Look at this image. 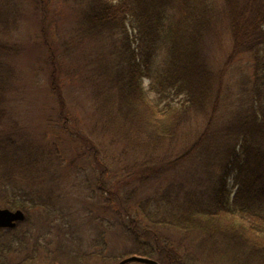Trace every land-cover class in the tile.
I'll return each instance as SVG.
<instances>
[{
  "label": "trees",
  "instance_id": "obj_1",
  "mask_svg": "<svg viewBox=\"0 0 264 264\" xmlns=\"http://www.w3.org/2000/svg\"><path fill=\"white\" fill-rule=\"evenodd\" d=\"M67 2L72 22L58 33L91 44L80 57L71 56L77 66L92 63L102 79L82 88L89 107L112 126L124 121L139 138L128 151L134 168L128 166L114 187L116 175L106 181L104 162L90 154L100 172L94 190L107 191L108 208L117 216L109 222L128 229L136 250L111 255L112 263L134 253L162 264H196L210 243L229 259L226 264H264V0ZM34 3L50 89L60 117L67 118L60 53L67 54L73 41L49 38L47 0ZM22 6L21 0H0V207L22 209L28 223L20 230L19 223L0 229V264L49 258L42 251L53 254L41 242L44 233L27 225L37 219L31 210L45 209L52 218L60 213L59 203L30 186L44 170L42 160H59L56 143L44 147L25 137L28 130L23 136L7 129L15 58L26 49L13 35L22 24ZM75 126L64 125L69 139L89 142ZM172 145L179 151H166ZM183 233L198 237L201 249H190V242L181 241ZM101 235L103 242L94 243L98 254L109 244ZM232 249L237 254L227 257Z\"/></svg>",
  "mask_w": 264,
  "mask_h": 264
},
{
  "label": "rangeland",
  "instance_id": "obj_2",
  "mask_svg": "<svg viewBox=\"0 0 264 264\" xmlns=\"http://www.w3.org/2000/svg\"><path fill=\"white\" fill-rule=\"evenodd\" d=\"M66 2L67 0H47L44 12L49 18L48 27H45L49 31V38L55 34L56 37H59V41L65 45H68L69 42L66 41L67 38L73 43H77L76 47L72 46L73 43L71 44L67 54L60 53L63 65L60 67L59 84L66 99L65 116L67 118L62 115L60 117L58 98L54 97L50 89V68L46 61L41 28L39 32L36 22L37 11L34 0H21V6L23 5L21 7L23 10L21 13L22 24L14 29L13 35L26 49L15 58L16 73H14L15 77L9 92L11 119L7 120V129L15 135L20 133L23 135L24 131L28 130L25 137H31L41 146L46 145L44 147L51 144V148L54 142L56 149H59L60 156L57 157H60V161L54 159L52 155L47 156L50 164L52 162L53 164L48 165L45 160H42L43 167L39 169L44 170H39L41 173H38V178L30 184L31 189L37 188L42 198L59 203L60 212L52 218L45 209L35 211L31 210L34 208H29L32 214L36 213L39 220L34 217L27 225V229L33 230L36 227L37 234L39 231L44 233L45 236H42L41 242L45 248H49L53 252L52 255H49L45 253L46 250H42L49 258L43 257L37 263L115 264L116 262L112 263L115 258H109L111 255L119 254L121 251L131 253L136 250L131 242L132 239L128 240L129 237L126 236L128 229L122 231L120 227L111 226L109 222L110 218L114 221L117 220V216L114 213L115 210L108 208L107 191L104 194L94 190L97 182L94 177H98L100 172L94 156L90 154H98L99 159L104 162L106 181L113 182L110 176L116 175L117 178L111 184V187H114L129 168H134L135 159L132 156L134 154H128V151L131 146L136 145L139 138L136 133L129 134V125L122 122L119 116L117 119L122 123L112 126L110 121L105 122L104 118L99 119L95 116L96 112L94 113L89 107L90 96L85 94L82 88L89 86L87 83L92 81L100 83L102 79L98 78V74L94 75L92 63L83 60L80 66H77L76 61L78 60L71 56L80 57L81 53L84 54L83 50H86L91 44L80 41L74 35L71 38L69 33L66 36L58 33L59 30L63 31L66 28V24L72 22L71 3ZM62 23L64 24L62 25ZM56 26L58 31L52 33ZM50 40L52 41V39ZM77 40L81 43L78 44ZM69 60L72 61L67 62ZM229 76L230 74L226 75V81L229 80ZM104 108L106 109V106ZM100 116H102L101 113ZM92 119L98 124L93 125ZM67 120H69L68 123ZM16 121L19 122V125ZM73 123L76 125L75 132L83 133L88 137L89 142H83L79 137H76L78 140L74 138V141L69 139L72 136L65 132L64 125L70 126ZM123 130L125 133L128 131L126 136L122 134ZM81 141L86 145L81 146ZM177 147L172 145L166 151L175 149L179 151ZM171 153L173 152L168 154L170 157ZM54 163L56 164L54 165ZM128 166L129 168H127ZM55 170L57 174L52 176ZM90 179L92 186H89L88 183ZM93 192H96V195ZM26 221L24 219L20 221L21 223L19 222V230L24 229L23 226L26 227L28 223ZM104 232L106 235H103L104 240L106 242L107 239L109 243L108 249L104 253L98 254L100 245H94V243L101 244L103 242L99 237H102L101 233ZM187 237L185 234L181 241L190 242L191 247L189 248L193 251L196 250V247L201 249L198 237L192 235ZM207 244L203 247L204 255L203 252L196 255L198 258L196 264H226V261H229L223 254L219 255L214 244ZM236 254V250L232 249L227 257ZM133 263L137 264V262L129 264Z\"/></svg>",
  "mask_w": 264,
  "mask_h": 264
},
{
  "label": "water",
  "instance_id": "obj_3",
  "mask_svg": "<svg viewBox=\"0 0 264 264\" xmlns=\"http://www.w3.org/2000/svg\"><path fill=\"white\" fill-rule=\"evenodd\" d=\"M25 218V212L22 209L12 210L8 207H0V228L15 227L17 222ZM139 261L148 264H162L155 258L147 257L139 254H132L122 258L116 264H127L129 262ZM47 264V263H35Z\"/></svg>",
  "mask_w": 264,
  "mask_h": 264
}]
</instances>
